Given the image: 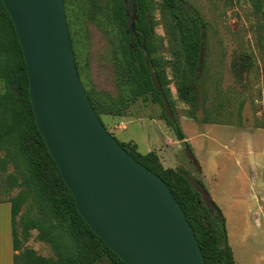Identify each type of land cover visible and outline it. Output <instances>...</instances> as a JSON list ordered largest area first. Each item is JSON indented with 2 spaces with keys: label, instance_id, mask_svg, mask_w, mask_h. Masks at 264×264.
<instances>
[{
  "label": "rangeland",
  "instance_id": "374dc122",
  "mask_svg": "<svg viewBox=\"0 0 264 264\" xmlns=\"http://www.w3.org/2000/svg\"><path fill=\"white\" fill-rule=\"evenodd\" d=\"M110 1L63 0V5L84 90L95 89L116 98L112 62L121 60L120 29ZM161 2L152 0L149 15L156 46L152 56L165 66L174 111L179 121L184 120L183 130L200 169L185 150L179 149L174 160L202 180L220 210L235 264H264V0H187L206 24L197 122L190 119L189 107L176 93L177 72L171 56L175 48L171 31L158 11ZM105 5L107 10L102 12ZM5 91L0 81V98ZM2 114L0 107V122ZM123 115L126 129L121 125L113 137L119 143L131 141L140 154L153 152L160 142L174 138L164 123L162 126L154 120L161 119L162 108L149 95L137 99ZM108 121L101 118L111 129ZM20 183L14 165L0 150V202L16 199L23 190ZM25 209L26 205L22 206L21 213ZM20 214L15 222L18 234ZM9 218L7 208L1 207L0 227L7 226ZM36 235L37 231H31L27 242L21 241L22 246L54 258L51 248L37 241Z\"/></svg>",
  "mask_w": 264,
  "mask_h": 264
},
{
  "label": "trees",
  "instance_id": "16d2710c",
  "mask_svg": "<svg viewBox=\"0 0 264 264\" xmlns=\"http://www.w3.org/2000/svg\"><path fill=\"white\" fill-rule=\"evenodd\" d=\"M112 2V15L119 22L120 29L118 50L121 60L112 62L118 94L114 98L96 92L95 89H85L95 114L100 122L102 116L122 118L137 99L149 95L152 102L158 103L162 108L161 120L173 132L176 140L184 141L169 95L165 66L152 56L156 49L152 39L153 23L149 21L152 0H135L133 38L126 33L125 0H111L110 4ZM107 7L105 5L101 11H106ZM158 11L171 31L172 45L175 48L171 56L172 68L177 72L178 99L189 107L190 119L197 122V93L199 75L204 64L202 55L206 24L187 0H162ZM143 52L147 55L146 61ZM19 71H23V74L17 78ZM15 80L16 93H12L9 85ZM0 81L6 87L0 98L3 111L0 150L4 151L6 159L14 165L23 187L20 195L9 201L12 246L18 252L13 258V264H124L77 213L74 199L38 132L22 52L1 1ZM120 144L137 162L165 182L193 229L205 263L235 264L228 244L225 220L202 180L195 179L183 168H163L154 152L140 154L132 142ZM186 151L194 166L200 169L189 145ZM24 205L26 209L21 213ZM19 214L20 234L15 229ZM34 230L37 231L36 240L47 244L53 251L54 258L42 257L22 246L21 241L27 242L30 232Z\"/></svg>",
  "mask_w": 264,
  "mask_h": 264
},
{
  "label": "water",
  "instance_id": "95a60500",
  "mask_svg": "<svg viewBox=\"0 0 264 264\" xmlns=\"http://www.w3.org/2000/svg\"><path fill=\"white\" fill-rule=\"evenodd\" d=\"M0 1L22 52L36 127L79 216L124 264H206L165 182L95 114L77 72L63 0ZM135 13V0H125L130 38Z\"/></svg>",
  "mask_w": 264,
  "mask_h": 264
},
{
  "label": "crops",
  "instance_id": "0c3cea01",
  "mask_svg": "<svg viewBox=\"0 0 264 264\" xmlns=\"http://www.w3.org/2000/svg\"><path fill=\"white\" fill-rule=\"evenodd\" d=\"M101 118L109 119V121L107 122V127L110 126L111 129L108 128L107 130L113 136L119 130H121V125H123L124 129H126V124L124 122V118L123 117L122 118H113V117H108V116H102ZM154 120H156V122H158L161 125L163 123L165 124V122L163 120H161V119H154ZM183 122H184V120L180 119L179 124H180L181 130H182L183 135H184V142L187 145H189L191 147L192 151H193V148L190 145V139L187 137V135L185 134V132L183 130V126H182ZM185 122H191V121H185ZM164 126H166V128H168L166 124ZM162 128H164V127H162ZM165 130L168 133V136H170L169 135L170 132L167 129H165ZM121 143H126V142H121ZM179 149H182L180 147V142H178L176 140L175 136H174V138H172L170 136L168 141L160 142L159 147L156 150H153V152L158 156L159 161H160L161 165L163 166V168H165V169H173L174 170V169H177V168H182L174 160V157L177 155L176 153L178 152ZM182 150L186 151V149H182ZM162 155H165L164 158L162 157ZM183 169H185V168H183ZM1 207H6L7 208L8 212H9V215H10V218H9L10 221H9V223H7V226L5 225V227H0V264H13V258H14L15 255L18 254V252L14 251L13 250V246H12L11 207H10L9 201L0 202V208Z\"/></svg>",
  "mask_w": 264,
  "mask_h": 264
}]
</instances>
